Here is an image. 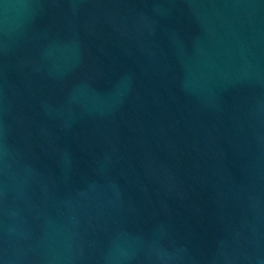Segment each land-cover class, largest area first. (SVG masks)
<instances>
[{
	"label": "water",
	"instance_id": "95a60500",
	"mask_svg": "<svg viewBox=\"0 0 264 264\" xmlns=\"http://www.w3.org/2000/svg\"><path fill=\"white\" fill-rule=\"evenodd\" d=\"M0 264H264V0H0Z\"/></svg>",
	"mask_w": 264,
	"mask_h": 264
}]
</instances>
